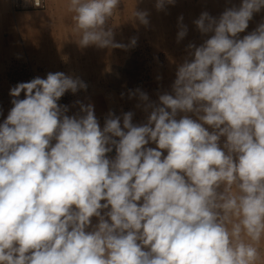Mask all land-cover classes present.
<instances>
[{
	"label": "clouds",
	"instance_id": "9594fccd",
	"mask_svg": "<svg viewBox=\"0 0 264 264\" xmlns=\"http://www.w3.org/2000/svg\"><path fill=\"white\" fill-rule=\"evenodd\" d=\"M120 5L68 0L80 47H127L108 23ZM261 9L264 0H242L219 18L203 12L194 23L211 36L187 46L172 93L158 104L130 93L149 111L143 125L109 112L101 128L79 101L67 115L58 101L87 85L63 72L12 87L0 124V264H264V23L237 38ZM178 20L179 42L188 29Z\"/></svg>",
	"mask_w": 264,
	"mask_h": 264
},
{
	"label": "rangeland",
	"instance_id": "374dc122",
	"mask_svg": "<svg viewBox=\"0 0 264 264\" xmlns=\"http://www.w3.org/2000/svg\"><path fill=\"white\" fill-rule=\"evenodd\" d=\"M15 2L16 0H0V5L3 7L0 6L3 11L0 14V124L4 122L13 107L11 103L13 97L9 94L10 89L20 82H29L36 77L46 78L47 74L51 73V71H47L45 60L40 59L33 50L34 48L38 49L40 43L29 39V34L18 32L20 28L22 29L18 24L20 16L23 13L41 14L49 12V0H46V6L42 9L30 6L17 7ZM156 2L157 0H121V5L108 23L109 26H114V41L127 47L105 48L107 52L98 58L99 62L92 57V59H89L88 65L84 67L85 71L81 73L58 71L72 78H79L87 85L86 90L80 89L75 94L69 91L60 98L58 104L66 105L69 108L67 115L72 116L78 113L76 109L78 107L77 101L85 104L88 98L94 96L96 98L95 102L101 100L105 104L110 100L108 106L104 105V108H109L108 112L95 113L100 126H104V119L107 118L109 112L114 115L117 113L116 116L121 117V124L123 114L127 112L133 113V124L143 125L147 123L149 111L144 110V103L140 101L138 95L130 96V93L140 89L148 95L150 102L157 104L160 95L171 94L178 66L185 59H191L187 46L192 43L199 47L211 36V34H202L197 29L194 21L203 12L219 18L227 8L239 7L242 0H174V3L166 5L164 10H157ZM5 3L7 4L6 8ZM134 9L148 13L149 23L147 25L132 19ZM4 15L5 19H3ZM8 15L11 18L10 23H8ZM181 16L183 17L182 23L187 26L188 31L187 35L178 42L177 34L180 30L178 18ZM261 23H264V9L253 14L248 28L239 33L237 38L242 39L245 35L256 30ZM9 34L10 39L8 38ZM133 38L136 39L134 46L131 44ZM56 43L47 42L45 44L48 52L52 54L51 57L56 54V50L51 48V46L53 47L52 44L55 48ZM58 43H60V48L71 46L78 55L84 51V47H80L73 40ZM61 56L60 60L63 62L60 63L62 64L70 58L68 50H64ZM84 59L74 57L73 60L77 61L75 67L82 68L78 63ZM47 62L49 63V61ZM68 63H70L69 60ZM58 69L61 70V67ZM115 71H119L116 72V81L114 79ZM113 79L114 81H112ZM23 98L24 93H21L18 99ZM183 115L185 113H178L177 119ZM186 115L194 120L197 119L193 113H187ZM205 127L210 132L213 131L210 126L205 125ZM225 139V137H221V147H223ZM52 143L54 144L55 141ZM146 147L156 148L157 145L150 142ZM115 155V148H113V151L108 153L107 157L114 159ZM163 155H167L166 150L163 151ZM101 203H104V201ZM103 211L107 210H102V214ZM98 222L97 217H92L89 227H94ZM261 252L264 254V241L261 244Z\"/></svg>",
	"mask_w": 264,
	"mask_h": 264
},
{
	"label": "crops",
	"instance_id": "0c3cea01",
	"mask_svg": "<svg viewBox=\"0 0 264 264\" xmlns=\"http://www.w3.org/2000/svg\"><path fill=\"white\" fill-rule=\"evenodd\" d=\"M49 4H50L49 12L41 13V14H38V13L24 14L23 13L18 19L20 20L18 24L22 27V29L20 28L18 32H24L25 34H29L28 35L29 39L35 40L40 43L39 44L40 46H38V49L34 48L33 50L36 52L35 54L40 59L45 60V62L47 63L46 65L47 71H51V73L58 72V71L81 73L85 71L84 67L88 65L89 59H92V57L96 58V60L99 62L98 58L102 57V54L106 53L107 49L100 48V47H94L95 45H91V46L84 47V51H82L80 55H78L77 52L73 50L74 48L73 49L71 48V46L67 48L66 47L60 48L61 46L59 45L60 43L58 42L76 40V37L72 33V28L74 26V22L72 20L73 13L69 12L67 9L68 0H49ZM6 7H7V4L5 8ZM3 17L2 18L5 19V15ZM7 18H8V23H10L11 22L10 16L8 15ZM6 25L8 24L6 23ZM10 37L11 36L9 34L8 38L10 39ZM47 42H57L55 48H54V44H52L53 47L51 46L52 49L56 50V54H53L54 57H51L52 55L51 52H48V50L46 49L45 44H47ZM64 50L65 51L68 50L69 52V57L71 58V61H70V58L68 60L70 63H68V60H66L63 64L60 63V62H63L60 59L62 58L61 54L63 53ZM111 56H114V55H111ZM74 57L75 58L82 57L83 59L85 58L84 60L81 61L82 63L79 62L81 64L78 63V65H81L82 68L75 67L77 66V61L75 62L73 60ZM56 59H57V62H56ZM47 61H49V63ZM60 67H61V70L58 69ZM97 71L99 72V70ZM116 72H119V71L114 72L115 81H116ZM114 79L112 81H114ZM95 99L96 98L92 96L91 98H88L85 101V104H92L94 106V113H97V112L105 113V111L108 112L109 108L108 107L104 108L105 107L104 105L108 106V103L110 102V100H108L105 104H103L101 100H97V102H95ZM76 109L79 112V104ZM116 115L118 114L116 113ZM100 127L103 128L102 126ZM91 230H92V227H89L87 229V231H91Z\"/></svg>",
	"mask_w": 264,
	"mask_h": 264
},
{
	"label": "built area",
	"instance_id": "2783aa9c",
	"mask_svg": "<svg viewBox=\"0 0 264 264\" xmlns=\"http://www.w3.org/2000/svg\"><path fill=\"white\" fill-rule=\"evenodd\" d=\"M15 5L17 7H33L36 9H42L46 6V0H41V7L37 8L33 5V3L31 2V0H16Z\"/></svg>",
	"mask_w": 264,
	"mask_h": 264
},
{
	"label": "bare ground",
	"instance_id": "6f19581e",
	"mask_svg": "<svg viewBox=\"0 0 264 264\" xmlns=\"http://www.w3.org/2000/svg\"><path fill=\"white\" fill-rule=\"evenodd\" d=\"M1 6V5H0ZM2 7V6H1ZM3 8V7H2ZM3 11H2V9H0V13H2ZM124 76V75H123Z\"/></svg>",
	"mask_w": 264,
	"mask_h": 264
}]
</instances>
